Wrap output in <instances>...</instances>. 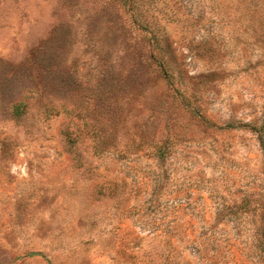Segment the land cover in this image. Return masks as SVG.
I'll use <instances>...</instances> for the list:
<instances>
[{
    "label": "rangeland",
    "instance_id": "rangeland-1",
    "mask_svg": "<svg viewBox=\"0 0 264 264\" xmlns=\"http://www.w3.org/2000/svg\"><path fill=\"white\" fill-rule=\"evenodd\" d=\"M138 4L0 0V264H264V0Z\"/></svg>",
    "mask_w": 264,
    "mask_h": 264
},
{
    "label": "trees",
    "instance_id": "trees-1",
    "mask_svg": "<svg viewBox=\"0 0 264 264\" xmlns=\"http://www.w3.org/2000/svg\"><path fill=\"white\" fill-rule=\"evenodd\" d=\"M124 4L126 6L129 7L130 11H132V13H134L133 15H136V9L138 7V0H123ZM141 25V24H140ZM144 29H146L145 27L146 26H142ZM25 107L26 105L24 103H20L18 104L15 109H14V113L17 117H20L22 116L24 113H25ZM72 140H70V144H72ZM167 142H164V147H160L158 148V157L161 159V160H164L165 159V152L167 150ZM245 206V205H243ZM258 231L256 232V235H254L253 237V244L255 246L256 249L258 250H261L263 253H264V218L262 219L261 221V224L260 226L258 227L257 229Z\"/></svg>",
    "mask_w": 264,
    "mask_h": 264
}]
</instances>
